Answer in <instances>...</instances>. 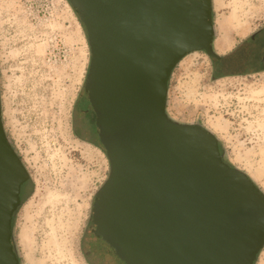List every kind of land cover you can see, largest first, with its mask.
<instances>
[{
	"label": "water",
	"instance_id": "95a60500",
	"mask_svg": "<svg viewBox=\"0 0 264 264\" xmlns=\"http://www.w3.org/2000/svg\"><path fill=\"white\" fill-rule=\"evenodd\" d=\"M66 1L89 48L82 113L109 164L88 221L99 248L120 264H255L264 193L212 132L167 114L176 66L197 52L221 60L213 0ZM28 181L0 93V264H20L13 223Z\"/></svg>",
	"mask_w": 264,
	"mask_h": 264
},
{
	"label": "rangeland",
	"instance_id": "374dc122",
	"mask_svg": "<svg viewBox=\"0 0 264 264\" xmlns=\"http://www.w3.org/2000/svg\"><path fill=\"white\" fill-rule=\"evenodd\" d=\"M213 21L215 45L238 46L264 28V0H213ZM225 60L186 56L168 83L167 114L212 132L225 162L264 193V68L226 76ZM88 65L66 0H0L2 122L29 175L13 223L20 264L114 262L88 230L109 173L93 119L82 113ZM255 264H264V248Z\"/></svg>",
	"mask_w": 264,
	"mask_h": 264
},
{
	"label": "flooded vegetation",
	"instance_id": "af4514ba",
	"mask_svg": "<svg viewBox=\"0 0 264 264\" xmlns=\"http://www.w3.org/2000/svg\"><path fill=\"white\" fill-rule=\"evenodd\" d=\"M259 31L261 30H258V32ZM258 32L253 35L254 39L250 38L249 41L242 42V44L236 48V55L230 59L231 61L229 60V63L223 64L222 67L225 68L223 74L226 76L241 75L244 72V69H241L242 67L250 66L253 69H258L259 67L264 68V63L262 61L253 64H245V62H251V60L256 58H260L262 60V57L264 56V38H262ZM211 60L218 61L216 59ZM113 261V264H120L114 259ZM102 262V259L100 261L98 260V264H103Z\"/></svg>",
	"mask_w": 264,
	"mask_h": 264
},
{
	"label": "crops",
	"instance_id": "0c3cea01",
	"mask_svg": "<svg viewBox=\"0 0 264 264\" xmlns=\"http://www.w3.org/2000/svg\"><path fill=\"white\" fill-rule=\"evenodd\" d=\"M224 44H225L224 46H221V45L216 46L215 42H214V50L217 53V55L221 57V60L226 59L223 64L229 63V60L232 57H234L237 53L236 48L240 45L239 44L238 46H232L231 47L229 42H224ZM261 61L264 63V56L262 57V60L260 58H256L254 60H251V62H247V63L245 62V64L246 65L247 64H253V63H257V62H261ZM223 64H222V66H223ZM258 69H260V67ZM243 73H245V72H243Z\"/></svg>",
	"mask_w": 264,
	"mask_h": 264
},
{
	"label": "bare ground",
	"instance_id": "6f19581e",
	"mask_svg": "<svg viewBox=\"0 0 264 264\" xmlns=\"http://www.w3.org/2000/svg\"><path fill=\"white\" fill-rule=\"evenodd\" d=\"M224 42H225V41H220V42H218V45H219V46H220V45H221V46H224V45H225Z\"/></svg>",
	"mask_w": 264,
	"mask_h": 264
},
{
	"label": "trees",
	"instance_id": "16d2710c",
	"mask_svg": "<svg viewBox=\"0 0 264 264\" xmlns=\"http://www.w3.org/2000/svg\"><path fill=\"white\" fill-rule=\"evenodd\" d=\"M100 148V147H99ZM101 149V148H100ZM102 150V149H101ZM231 166V165H230ZM233 167V166H232ZM22 202H23V200L21 199V205H22ZM20 208V207H19Z\"/></svg>",
	"mask_w": 264,
	"mask_h": 264
}]
</instances>
